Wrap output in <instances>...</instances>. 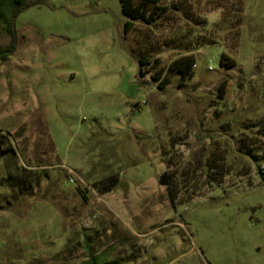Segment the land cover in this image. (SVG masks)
<instances>
[{"label":"rangeland","instance_id":"obj_1","mask_svg":"<svg viewBox=\"0 0 264 264\" xmlns=\"http://www.w3.org/2000/svg\"><path fill=\"white\" fill-rule=\"evenodd\" d=\"M156 8L128 33L119 0L16 18L0 57V264H264V0ZM180 56L193 77L159 88Z\"/></svg>","mask_w":264,"mask_h":264},{"label":"trees","instance_id":"obj_2","mask_svg":"<svg viewBox=\"0 0 264 264\" xmlns=\"http://www.w3.org/2000/svg\"><path fill=\"white\" fill-rule=\"evenodd\" d=\"M45 0H0V28L2 27L7 35L10 37V44L5 49H0V57L5 58L7 56H11L16 51V27L15 20L18 15L24 12L26 9L39 5L43 3ZM162 0H119L121 4V11L123 15L128 17L131 21H127L125 23V32L128 33L129 29L133 25V21L141 20L143 22L149 23V19L154 13L153 9H157L158 4ZM152 11L148 15L149 9L152 8ZM139 63V75L144 77L148 74L147 71H143L142 67L148 64V60L146 58H141L138 61ZM223 59L219 61V65H223ZM233 62H230L228 66H233ZM192 66H194V60L192 56H180L176 58L163 74L162 70L160 77L153 76L154 81H158V87H165L169 81L167 80V72H175L180 75L181 80L185 81L193 77ZM223 85L220 86L219 91L221 92ZM2 139L4 136L0 135V147L2 146ZM9 148H1L2 151L8 150ZM167 177V173H163L160 182ZM114 184H109L105 186L103 192H109L113 190ZM169 194V199L171 203L173 202V194L171 192ZM99 258L96 256L90 255L88 264H98L97 260ZM101 264H120L118 260H114L111 262H103Z\"/></svg>","mask_w":264,"mask_h":264}]
</instances>
